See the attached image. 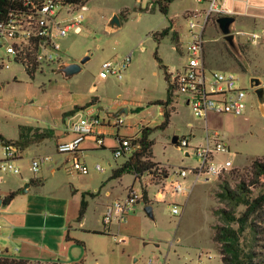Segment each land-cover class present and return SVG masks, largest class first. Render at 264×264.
<instances>
[{
	"label": "rangeland",
	"instance_id": "1",
	"mask_svg": "<svg viewBox=\"0 0 264 264\" xmlns=\"http://www.w3.org/2000/svg\"><path fill=\"white\" fill-rule=\"evenodd\" d=\"M233 2L235 11L225 14L236 17L233 31L239 52L232 49L218 27L217 18L224 14L213 13L204 32L205 61L208 69L235 74L237 85L247 92L248 106L241 116L223 115L215 119V124L210 121L230 144L234 167L209 181L204 176L196 180L194 173L180 174L182 169L196 166L198 160L195 155L187 156L172 139L174 136L191 138L188 125L192 122L198 138L192 139L191 143L196 144L204 132V121L194 114L184 95L174 94L172 104L175 108L171 111L170 121L161 127L165 117L164 105L159 101L167 99L169 83L165 69L155 57L157 53L174 74L181 70L188 60L189 15L195 10L206 9V2L174 0L168 14H164L156 0H84L88 9L84 11L83 30L79 33L71 31L60 39L66 50L62 54L64 61L76 62L89 56L78 73L65 76L57 70L56 64H51L31 75L13 59L9 68H0V134L7 139L20 136V125L35 126L34 131L55 124L62 126V118L68 114L65 112L75 108L77 114L92 110L101 120L112 123L117 118L111 113H119L114 103H128L130 113L119 114L124 122L119 135L140 133L141 123L153 128L150 138L154 140L155 161L160 163L158 168L179 181L184 180L183 192L175 197L168 194L166 200H159L162 196L160 187L167 182L165 177L146 172L140 180L133 173L126 172L114 178L113 170L125 161V157L115 158L112 153L113 135L116 134L112 124L105 129L106 148L93 149L96 145L91 136L80 144L81 149H86L81 160L90 167L88 174L60 168V175L53 177L46 168L55 162L69 168L73 155L59 153L57 147L52 151L51 145L39 147L38 144L36 147L30 143L23 162L30 166L41 152L52 154L51 160L41 164L39 169V174L46 169L43 171L46 190L49 193L55 191V197L61 201L70 199V204L76 202L78 205L76 225L79 231L71 232L78 240L72 244L70 261L83 259L84 264H222L219 244L213 239L214 226L222 223L216 211L230 207L219 199L216 192L221 190L223 180H228L230 186L236 188L239 177L232 175V170L245 174L252 161L264 154V114L257 94L250 87L252 76H259L264 81V0H250L248 6L244 0ZM125 9L126 13L121 14ZM115 14L119 15L121 26L111 29L109 22ZM169 26L175 27L176 34H162ZM129 54H132V61L124 70L122 79L113 75L100 77L105 61L122 60ZM28 137L29 134L25 135V139ZM2 152L3 143L0 142V157ZM97 163L104 166L105 171L94 170ZM28 173L34 176L32 171L28 170ZM1 176L13 182L19 174L0 171ZM5 184L0 181V191ZM24 187L25 182L21 188L24 190ZM73 187L78 192H90L86 193L88 206L83 217L79 215L80 196H73ZM144 188L154 208V220L146 214L145 202L138 199L125 220L114 219L110 224H104L103 214L108 205L115 200H124L132 191L141 197ZM98 189H101L100 193H96ZM107 191L110 195L106 194ZM258 193V189H253L254 195ZM172 201L178 203L179 214L172 212L173 204L169 205ZM243 210L245 205L235 206L237 215ZM258 224L261 234L254 238L248 228L242 233L241 242L247 250H254L257 260L264 264V220H259Z\"/></svg>",
	"mask_w": 264,
	"mask_h": 264
},
{
	"label": "built area",
	"instance_id": "2",
	"mask_svg": "<svg viewBox=\"0 0 264 264\" xmlns=\"http://www.w3.org/2000/svg\"><path fill=\"white\" fill-rule=\"evenodd\" d=\"M11 8L0 16V68H9L11 59L20 63L26 71H42L44 66L56 64L57 69L65 61L60 39L73 31L79 33L83 29L84 11L88 9L84 3L66 0H11ZM208 4L204 11H194L189 20L190 40L187 45L188 60L176 74H171L175 86L174 94H182L197 117L207 119L211 113L231 114L239 116L247 108V92L237 85L233 72H217L208 69L204 57L203 30L207 20L213 13L225 14L233 12L227 0H196ZM249 4L250 0H244ZM2 50V51H1ZM132 61V55L122 60L105 61L100 71V77L110 75L121 78L124 70ZM102 121L93 111L80 112L70 119L69 129L73 133L72 140L58 143L59 152L73 155L69 170L88 174L90 167L81 160L80 144L88 136H95L98 146L104 145L101 132L98 131ZM123 120L117 118L115 126L123 125ZM191 137V136H190ZM180 148L186 153L197 156L198 164L192 169H182L180 174L193 172L196 179L204 176L206 181L213 177L219 178L234 167L228 143L217 130L207 128L203 141L192 144L191 138L184 136L179 139ZM135 147L130 139L120 137L113 153L116 157L130 156ZM228 154L225 158L219 155ZM19 148L10 143L5 145V154L0 159V169L18 173L20 168L15 164L19 158ZM48 158V157H45ZM45 158H42L45 159ZM40 159L34 160L32 169H39ZM97 170H103L101 164H96ZM167 176V177H166ZM173 192H179L182 184L170 173L165 175ZM166 187V185H165ZM140 197L134 191L124 200H115L108 205L103 216L105 225L114 219L125 220ZM174 214H179L177 204L172 207ZM201 264V263H196Z\"/></svg>",
	"mask_w": 264,
	"mask_h": 264
},
{
	"label": "crops",
	"instance_id": "3",
	"mask_svg": "<svg viewBox=\"0 0 264 264\" xmlns=\"http://www.w3.org/2000/svg\"><path fill=\"white\" fill-rule=\"evenodd\" d=\"M233 1L234 0H227V4L229 5V7H231L232 10L234 9L233 7H235V4ZM249 4H247V2H246L247 6ZM204 10H195V11H204ZM234 11L235 10H233V12ZM191 15L192 14L189 15V18ZM207 23H208V20H207ZM206 27H207V24L203 30V35H204ZM169 28H170V26H169ZM175 30H176L175 27H171L169 32H175ZM175 34H176V32H175ZM235 39H236V34H235ZM204 40H205V38H204ZM176 41H179L178 37H176ZM204 57H205V42H204ZM67 63H69V62L65 61L64 64H67ZM164 65L168 69L169 73L174 74L173 70L171 69V67L169 65H167V64H164ZM60 68L57 70L60 71ZM30 72H34V71H30ZM122 78H123V75L121 78H118V79H122ZM263 84H264V81H263ZM258 102H259V100H258ZM170 105H172V107L175 108V106H174V104H172V102ZM259 105L261 106V110L264 114V104H261L259 102ZM114 107L119 109V113H111V116L114 117L115 119L122 116L119 114H129L130 110H131V107L128 105V103L122 104L119 102H115ZM65 113H67V112H65ZM76 114L75 113L72 115H65L64 114V116L62 118V121H63L62 126H61V124L60 125L55 124L52 127L43 128L44 130L48 129L49 130L48 132H50L51 135L49 137L44 138V139L34 141L35 143L31 142L30 145L36 146L39 144L38 145L39 147H43L45 145L46 146L51 145L53 148L52 151H56V147L58 146V143L67 142V141H70L73 139L74 135L69 129V122H70V119L72 117H74ZM223 115H231V114L211 113L207 116V119L203 118V121H204L203 131L204 132L201 135V137L197 143H199L200 141H203V137L205 136V132H206L207 128H209L211 130L214 129V130H217L220 132V130L217 127L213 126L210 123V121H213V123L215 124L216 123L215 119H217ZM232 116H234V115H232ZM239 116H241V115H239ZM101 121H102V123L99 126L98 131L101 132V136L103 137V139L105 136V132H106L105 129H107V126H111V124H112V127L116 128V134L113 135L114 140H115V145L113 147H111L112 153H113L114 148L118 145V139L120 137H132V136H139L140 135V133H134V134H130L127 136H120L119 130L124 125V123L121 126H115L116 121H114L112 123L110 122V120H108V122H106L105 119H102ZM140 125H141V127L139 126L140 132H141L142 128L148 126V125H145L144 123H141ZM28 126H30V125H28ZM188 126L191 129V133L189 135V136H191V140L197 139L198 134L196 132H193L195 125L192 122H190ZM31 127L34 128L35 126H31ZM130 127H132V126L130 125ZM39 128H41V127H39ZM43 129L41 128L42 131H44ZM220 134H221V132H220ZM221 136H222V134H221ZM88 137H90V136H88ZM91 137L93 138V141L96 145L95 148H93V149H97L98 147L106 148L105 145L98 146L95 136L91 135ZM12 139L13 138H11V140ZM16 139H17V137H15L14 140H16ZM12 144H14V143H12ZM5 145L6 144L3 143V152H2V156L0 157V159H2L4 157ZM30 145H28V146H30ZM175 145L178 148H180L179 139H178L177 144H175ZM228 145L230 147L229 143H228ZM38 146H36V147H38ZM27 148L28 147H25L24 149L19 148V156L20 157L15 161V164L20 168V171L18 173L13 172V171H3L0 169V171L4 172V173L19 174V177L14 179L13 182L6 181L4 176L0 177V181L6 183L5 186L2 188V191H0V197H2L4 200L3 205L0 207V255L7 254L9 256H13V257H17V258H26V259H29L32 261H40L42 263L61 262L64 264H70V263H72V261H70V256H71L70 254H71V251L73 249L72 244H73V242H75V240H78V239H75V237L72 235V233L74 231L76 233H77V231H79V227H77V225H76V212H77L78 205L76 202L74 204L73 203L70 204V202H71L70 199L68 200V199L63 198V200L61 201V199L55 197V196H57L55 191H53V192L51 191V193H49L48 190H46L47 186L45 184V179L43 177V171H45L46 169L50 170L51 175L53 177H56V176L60 175V172H61L60 168H62L64 171H67V169L69 170V168H68V166L65 167V165L63 168V165H62L63 163H61V165H60L59 162H55L54 165L47 167L46 169L42 170V173L39 174L40 165L51 160L52 154L45 155L47 153L41 152L40 154H38V155H40L39 158L33 159V161L40 159L39 169H38V171L35 172L32 169L33 161H32V164L30 166H28L27 164H25L23 162L24 161L23 160L24 159V152ZM85 150L86 149L80 150L81 156L84 155L83 152ZM230 150H231V147H230ZM57 151H58V149H57ZM59 153H63V152H59ZM113 155H114V153H113ZM186 155L191 156L193 154L186 153ZM221 155H224V154H221ZM221 155H219V157ZM225 155H226V157L228 156V154H225ZM233 155H234V152H233ZM258 156H264V154H261ZM45 157H48V158H45ZM114 157L119 158V157H116L115 155H114ZM121 157H125V160H126V158L128 156H121ZM42 158H45V159L42 160ZM68 159L66 161H68ZM232 159H233V157H232ZM95 166L93 168H94V170H97L95 168ZM193 167H195V166H193ZM193 167H191L190 169H192ZM28 170L32 171L34 173V176L30 175L28 173ZM97 171H101V172L105 171L104 166H103V170H97ZM187 173H193V172L187 171ZM186 175H184V176H186ZM181 176H183V175H181ZM165 180L167 181L165 184L166 187H165V185H164V187L159 186L160 187L159 192H161V194H162V196L159 197L160 199L158 198L159 200H166V196L168 194L175 197L179 192L184 191V189H185L184 188V180L183 181L178 180L182 184V189L179 192H173L172 187L169 185V181L166 178H165ZM24 182H25L24 189H26V191L21 188L22 183H24ZM157 185H159V184H157ZM12 191H17V194L9 202H6L5 196H7ZM85 192L86 191L78 192V190L75 187H73V189H72L73 196H75L76 198H78L80 196V205H81L83 193H85ZM100 192H101V189H98L96 191V193H100ZM94 193L95 192H93V195H94ZM106 194L110 195V192L107 191ZM156 196H158V193H156ZM141 198H142V196L139 198V200ZM85 199H86V195H85ZM139 200L137 202H139ZM171 204H173V206H174L175 204H178V203L176 201H172L169 203V205H171ZM145 205H147V204H145ZM79 211H80V208H79ZM103 216H104V214H103ZM119 222H121V221H119ZM126 240H127V238H125L124 241H126ZM73 262H76V261H73Z\"/></svg>",
	"mask_w": 264,
	"mask_h": 264
},
{
	"label": "trees",
	"instance_id": "4",
	"mask_svg": "<svg viewBox=\"0 0 264 264\" xmlns=\"http://www.w3.org/2000/svg\"><path fill=\"white\" fill-rule=\"evenodd\" d=\"M71 2L83 3L84 0H66ZM174 0H156L160 10L164 14H168L170 3ZM12 6L11 0H0V16L7 12ZM126 9L121 11V14H125ZM170 28L163 30L162 34H168ZM156 59L159 61L160 66L165 69V78L168 81L167 99L160 100L159 103L164 105V117L165 120L161 124L164 128L170 121L171 111L174 109L170 104L173 100L175 86L171 80V73L168 72L166 66L162 63L161 58L155 53ZM31 75L32 72L28 71ZM77 108L67 112L66 115H72L76 113ZM153 128L147 126L142 128L139 136L122 137L130 139L132 145L135 147L132 154L126 158V160L117 166L113 170V177L119 178L124 173L130 172L135 175L137 179L142 178V175L146 172L151 173L153 176L160 175L165 177L166 170L158 168L159 162L155 161V155L153 151L154 140L150 138ZM39 133V134H38ZM29 137L25 139V135ZM51 134L48 131H39L28 125H20V136L16 140L7 139L4 135L0 134V142L4 144L14 143L20 149H24L31 142L49 137ZM24 137L25 140H22ZM38 137V138H37ZM37 138V139H36ZM232 175L236 174L239 177V182L236 188H232L228 180H223L220 183L221 190L216 192L219 199L222 202H226L230 207L229 209L221 208L216 211L219 215V219L222 223L214 226L213 239L219 244V252L221 254L222 264H261L257 260V253L251 248L248 250L244 248L241 237L242 233L246 229H250L253 232L254 238L256 234H261L262 229L259 228L258 221L264 220V156L255 158L245 174L240 173L238 170H232ZM222 176V175H221ZM253 189H258L257 195L253 194ZM86 193H83L81 200L80 217H83L88 201L85 199ZM17 194V191L10 192L5 196V201L9 202ZM145 204L150 203L147 189L144 188L142 198ZM243 204L245 210L238 215L235 211V206ZM232 207V209H231ZM234 224L238 226L235 227ZM0 264H64L61 262H47L42 263L40 261H32L26 258H17L9 256L7 254L0 255ZM70 264H84V260L81 259Z\"/></svg>",
	"mask_w": 264,
	"mask_h": 264
},
{
	"label": "water",
	"instance_id": "5",
	"mask_svg": "<svg viewBox=\"0 0 264 264\" xmlns=\"http://www.w3.org/2000/svg\"><path fill=\"white\" fill-rule=\"evenodd\" d=\"M235 21H236V17L230 14H224L217 18L218 27L221 33L223 34L224 39L228 42V44L232 47V49L238 53L239 49L237 47V44L235 41V33L233 31V24ZM120 26H121V20L119 18V15L115 14L109 22V27L111 29H116ZM88 59H89V56H86L82 58L80 61L69 62L67 64H64L60 68V71H62V73L65 76L76 74L81 70L82 64L86 62ZM250 87L257 94L259 102L261 104H264L263 80L259 76H252L250 79ZM178 139H179V136H174L172 139V142L174 144H177ZM24 190L26 191V189ZM3 202H4L3 198L0 197V207L3 205ZM144 210L151 219L153 220L155 219L154 208L152 204L145 205Z\"/></svg>",
	"mask_w": 264,
	"mask_h": 264
}]
</instances>
